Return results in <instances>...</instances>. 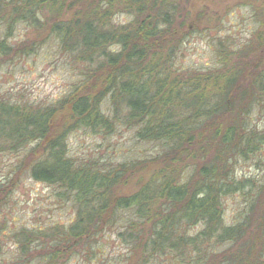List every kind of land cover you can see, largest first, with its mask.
Segmentation results:
<instances>
[{
	"label": "trees",
	"instance_id": "trees-1",
	"mask_svg": "<svg viewBox=\"0 0 264 264\" xmlns=\"http://www.w3.org/2000/svg\"><path fill=\"white\" fill-rule=\"evenodd\" d=\"M190 2L0 0V68L36 55L53 36L62 54L84 65L62 104L0 96V153L23 157L0 187V211L24 172L63 189L76 213L68 228L18 233L20 261L31 252L40 253L41 264L77 254L90 259L96 237L115 228L129 249L127 264L167 257L181 264H264V176L259 182L236 176L240 159L264 146V30L256 45L222 48L218 69L178 70L175 61L196 29ZM119 9L133 20L113 25ZM255 16L264 28V1ZM20 25L26 32L19 42ZM256 112L261 126L253 122ZM118 123L135 130L138 141L161 144V155L103 164L70 154L72 132L106 138ZM234 196L244 205L228 225L223 202ZM41 236L46 244L37 243Z\"/></svg>",
	"mask_w": 264,
	"mask_h": 264
},
{
	"label": "rangeland",
	"instance_id": "rangeland-1",
	"mask_svg": "<svg viewBox=\"0 0 264 264\" xmlns=\"http://www.w3.org/2000/svg\"><path fill=\"white\" fill-rule=\"evenodd\" d=\"M264 0H191L190 17H196V29L187 37L182 51L175 61L181 71H209L220 65L219 51L224 47L241 49L257 44L264 30L255 16L257 6ZM194 14V15H193ZM133 17L120 13L113 16V25L128 24ZM2 28L0 27V33ZM26 28L20 25L15 32L19 42L25 38ZM56 37H50L36 55L17 60L0 68V96L9 97L13 102L33 105L64 103L82 80L83 66L61 53ZM61 103V104H62ZM109 99L103 109L110 115ZM255 111V110H254ZM253 111V112H254ZM257 126L263 124V117L257 112L252 115ZM70 154L75 158H94L98 162L120 164L138 159L158 156L163 146L157 143L141 142L135 138V130L127 129L121 123L115 132L104 138L83 130H76L68 136ZM19 155L0 153V187L9 182L18 163ZM104 164V163H103ZM238 178H251L259 182L264 176V146L248 160L240 159L236 166ZM9 189L0 211V264H41L40 253L31 252L24 261L18 259L21 248L16 235L27 231L68 228L75 219L72 197L65 195L59 186L36 182L24 172ZM242 198H226L223 202L225 222L232 225L241 215ZM127 217L129 212L124 213ZM2 215V216H1ZM123 219L120 224H123ZM96 237L94 258L71 255L62 264H127L129 249L118 238V230L108 228ZM37 243L46 244L48 239L37 238ZM34 243L31 248L37 246ZM88 250V248H85ZM155 264H181L170 257L159 259Z\"/></svg>",
	"mask_w": 264,
	"mask_h": 264
}]
</instances>
